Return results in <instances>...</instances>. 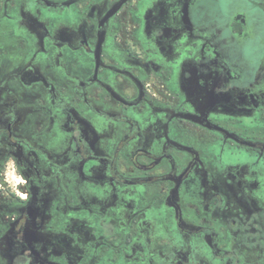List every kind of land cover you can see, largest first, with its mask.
I'll use <instances>...</instances> for the list:
<instances>
[{
  "label": "flooded vegetation",
  "instance_id": "1",
  "mask_svg": "<svg viewBox=\"0 0 264 264\" xmlns=\"http://www.w3.org/2000/svg\"><path fill=\"white\" fill-rule=\"evenodd\" d=\"M0 264H264V0H0Z\"/></svg>",
  "mask_w": 264,
  "mask_h": 264
},
{
  "label": "clouds",
  "instance_id": "2",
  "mask_svg": "<svg viewBox=\"0 0 264 264\" xmlns=\"http://www.w3.org/2000/svg\"><path fill=\"white\" fill-rule=\"evenodd\" d=\"M11 166V165H10ZM17 179H19V178H17ZM22 182V181H21Z\"/></svg>",
  "mask_w": 264,
  "mask_h": 264
}]
</instances>
